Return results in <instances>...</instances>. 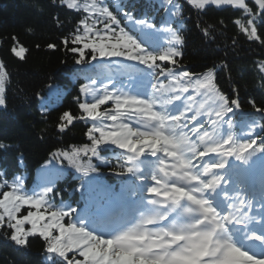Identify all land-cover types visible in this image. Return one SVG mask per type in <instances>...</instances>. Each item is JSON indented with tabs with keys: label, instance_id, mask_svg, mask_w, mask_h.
Instances as JSON below:
<instances>
[{
	"label": "snow or ice",
	"instance_id": "1",
	"mask_svg": "<svg viewBox=\"0 0 264 264\" xmlns=\"http://www.w3.org/2000/svg\"><path fill=\"white\" fill-rule=\"evenodd\" d=\"M53 2L80 14L63 40L77 54L75 64L111 61L80 87L78 113L66 110L56 124L61 134L74 121L88 125V143L52 153L79 173L83 191L79 200L57 202L64 169L55 166L31 189L22 177L0 173V234L19 248L42 241L47 264H264V123L252 119L247 138L233 133L239 88L222 90L216 65L186 69L181 32L185 5L198 18L226 7L238 14V35L264 49V0H163L160 20L108 0ZM8 40L10 55L25 61L31 49L16 35L0 38V46ZM258 70L264 87V59ZM9 83L0 58V107ZM249 104L264 121V106ZM110 149L120 150L117 163L107 157ZM257 160L259 209L257 193L239 187ZM101 166L127 178L119 192L103 185Z\"/></svg>",
	"mask_w": 264,
	"mask_h": 264
},
{
	"label": "trees",
	"instance_id": "2",
	"mask_svg": "<svg viewBox=\"0 0 264 264\" xmlns=\"http://www.w3.org/2000/svg\"><path fill=\"white\" fill-rule=\"evenodd\" d=\"M108 2L113 6L118 3L133 5L137 13L148 14L157 20L166 16L161 7L163 0ZM185 8L186 19L181 28L185 38L182 63L195 73L216 65L218 86L226 92L233 87L239 88L242 108L233 117L235 127L232 131L238 138H247L252 119L264 123L249 104L254 100L257 106H264V87H261L258 70L259 62L264 59V49L258 42L247 41L238 35V28L233 23L238 15L235 10L213 7L207 15L198 18L189 6L185 5ZM79 15L53 0H0V38L16 35L31 49L27 59L20 61L9 53L10 40L0 46V58L10 73L7 103L0 107V145H4L0 147V173L9 180L14 176L22 177L25 186L31 189L41 182L45 167L64 169L63 175L56 180L57 202L79 200L83 189L77 190L80 188L79 173L68 168L67 161L54 160L52 153L88 143L85 135L88 125L74 121L61 134L56 129L58 117L66 110L78 113L76 97L84 99L79 89L89 82L87 76L94 71L106 72L107 67L101 69L100 65L111 64V61L75 64L77 54L68 50L71 45H64L63 40L75 31ZM220 20L224 25L219 24ZM197 23L199 28L195 26ZM207 25L214 26L210 29L213 35L209 37L202 32ZM28 29L32 31L29 33ZM234 37L238 41L236 44L232 42ZM164 41L162 35L159 43L163 45ZM49 43L55 44L56 48L49 49ZM37 44L39 49L35 47ZM93 65H97L96 69ZM222 65L226 67L221 68ZM119 151L110 149L106 153L112 163H117L115 153ZM232 163L239 165L237 161ZM256 166L257 163L250 174ZM100 174L103 185L114 192H119L121 181L127 179L113 175L108 166H101ZM250 174L239 185L246 191L250 189ZM260 182L261 178L256 189L253 188L258 197ZM0 264H47L42 241L33 239L30 246L19 248L0 234Z\"/></svg>",
	"mask_w": 264,
	"mask_h": 264
},
{
	"label": "rangeland",
	"instance_id": "3",
	"mask_svg": "<svg viewBox=\"0 0 264 264\" xmlns=\"http://www.w3.org/2000/svg\"><path fill=\"white\" fill-rule=\"evenodd\" d=\"M254 206H255L256 209H259V207H260V205H258V206L257 205H254Z\"/></svg>",
	"mask_w": 264,
	"mask_h": 264
}]
</instances>
